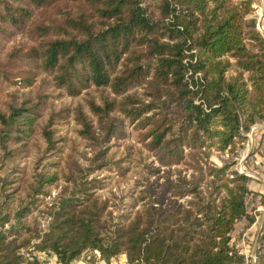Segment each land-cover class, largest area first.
<instances>
[{"label":"trees","instance_id":"16d2710c","mask_svg":"<svg viewBox=\"0 0 264 264\" xmlns=\"http://www.w3.org/2000/svg\"><path fill=\"white\" fill-rule=\"evenodd\" d=\"M254 1L0 0V33L37 38L9 54L28 64L20 82L30 85L44 72L43 81L59 89L22 91L0 108V162L8 167L0 177V264H39L33 248L54 251L61 264L87 248L108 262L125 252L129 264L241 258L232 232L248 215L249 175L233 170L231 177L227 164L208 157L212 147H234L264 119V37L246 18ZM0 74L6 77L4 69ZM63 94L76 100L56 103ZM70 117L76 135L99 146L93 162L106 163L112 136L128 134L127 120L147 128L145 145L161 149L169 163L184 159L185 145L195 149L198 174L182 182L193 185L168 179L162 193L175 186L178 195L194 196L188 203L168 196L166 206L167 198L156 197L159 205L113 221L105 202L91 197L95 180L86 167L68 160L66 170V160L56 157L65 144L73 149L80 142L59 133ZM33 150L31 167L25 158ZM62 173L71 181L41 235L31 218L37 195ZM34 236L42 238L32 242Z\"/></svg>","mask_w":264,"mask_h":264},{"label":"rangeland","instance_id":"374dc122","mask_svg":"<svg viewBox=\"0 0 264 264\" xmlns=\"http://www.w3.org/2000/svg\"><path fill=\"white\" fill-rule=\"evenodd\" d=\"M252 7L246 18L253 24L252 27L264 37V0H255ZM249 40L252 43L255 41L254 39ZM36 42L37 38L30 32L0 33V70L4 69L7 77L1 78L0 74V108L8 107L15 94H20L22 91L33 90L35 93L38 89H43L53 94L59 93V89L54 87L51 81H43L44 72L37 75L34 82L30 85H23L20 82L19 71L23 67L28 68V64L19 59L13 61L9 54L15 47H29ZM198 75L200 76L201 73H198ZM54 99L58 104L76 100V98L65 94L54 96ZM74 124V119L70 117L59 124V133L77 136L73 128ZM126 127L128 134L124 137L112 136L110 149L105 155L106 163H102L100 159L93 162L92 158L96 155L95 153L99 146L83 141V138L79 136L77 138L80 142L75 148L71 149L67 143L56 157H62L66 160L63 162L65 169L68 160L73 168L76 166L74 160L80 161L86 167L88 178L95 180L94 187L91 190V197L97 196L99 201L105 202L106 209L111 212L115 222L133 217L137 210L143 211L148 203L159 205L160 203L153 202V198L156 197L167 198L170 196L178 198V202L188 203V199H192L194 196L192 191L180 196L176 192V187L172 186L164 195L162 193L165 189V182L168 179L181 184V186L193 185L192 183L182 182L183 178L190 180L193 179L194 174H198V161L196 156L192 155L195 149L185 145L184 159L169 163L162 157L163 151L161 149H148L145 145V142L149 139L146 135V127L140 126L137 121L128 123V120L126 121ZM245 133L246 138L238 140L234 147H229L226 150L212 147L208 157L209 162L217 165L227 164V173L231 177L233 176V170L249 175L247 184L251 190L247 193L246 199L248 215L237 220L232 232V243L240 254L244 251L243 248L247 251L245 253H248L249 248L255 242L257 243L255 253L261 247L257 232L254 234V228H251L253 222L261 225V227L259 225V234L262 237L264 235V119L255 121ZM35 155L36 152L33 150L25 158L26 165L32 167ZM197 157H200V155ZM118 161L121 164V168L117 166ZM92 163L93 165L90 169L89 167ZM199 163L204 167L207 166L205 158ZM6 169H8L7 165L0 162V177L6 176ZM207 176V179L212 177ZM70 181L62 173V177L49 186L47 192L37 195L38 207L33 211L31 218H36L37 224L33 225L37 226L41 235L48 231V226L52 220L51 211L59 205L64 192L67 191L66 186ZM167 201L168 198L162 205L166 206ZM1 227H9L8 221ZM41 238L42 236H34L32 237V242L40 241ZM257 238L259 239L258 242ZM30 247L33 248V246ZM27 251L26 247H22L25 257L29 255ZM33 252L40 259L39 264H61L59 257L57 258V253L54 251L41 252V250L33 248ZM41 253L45 254L40 255ZM54 256L55 259H53ZM78 257H82L86 264H129L125 252H120L113 256L109 262L103 257L99 249L87 248ZM240 260L241 258L238 261ZM258 261L257 258L254 262L258 263ZM247 264H251V261Z\"/></svg>","mask_w":264,"mask_h":264},{"label":"crops","instance_id":"0c3cea01","mask_svg":"<svg viewBox=\"0 0 264 264\" xmlns=\"http://www.w3.org/2000/svg\"><path fill=\"white\" fill-rule=\"evenodd\" d=\"M251 228H254V234L257 232V237L260 239L261 235L259 234V224H257V222H253V224L251 225ZM257 238V242L259 241V239ZM248 245V244H247ZM241 247H242V244H241ZM256 247H257V243L255 242L254 244H252V246L249 248V252L248 253H245L247 252L244 249V251L241 252V260L238 261V262H235L233 264H247L251 261V264H264V254H262L259 258H258V263L257 262H254L251 258H252V255L255 253L256 251ZM41 252H46L45 250H41ZM50 252V251H49ZM42 254H45V253H41L40 255ZM56 255V254H55ZM57 256V255H56ZM42 257V256H41ZM58 258V256H57ZM53 259H55V256L53 257ZM40 260V259H39ZM84 259H82V257H75L73 259V261L71 262V264H86L84 263L83 261ZM61 263V262H60Z\"/></svg>","mask_w":264,"mask_h":264},{"label":"built area","instance_id":"2783aa9c","mask_svg":"<svg viewBox=\"0 0 264 264\" xmlns=\"http://www.w3.org/2000/svg\"><path fill=\"white\" fill-rule=\"evenodd\" d=\"M260 227H261V225H260ZM260 241H261V247L257 250V253H254L252 255V260L253 261H256L257 258H259L262 254H264L263 253L264 252V235H263V237L262 236L260 237Z\"/></svg>","mask_w":264,"mask_h":264}]
</instances>
